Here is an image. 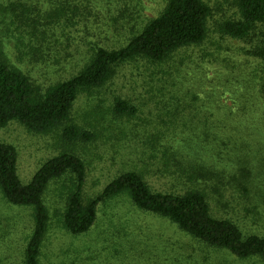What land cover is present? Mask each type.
I'll return each instance as SVG.
<instances>
[{"label":"rangeland","instance_id":"1","mask_svg":"<svg viewBox=\"0 0 264 264\" xmlns=\"http://www.w3.org/2000/svg\"><path fill=\"white\" fill-rule=\"evenodd\" d=\"M38 1L42 2L0 0V57L46 87L71 74L90 40L103 46L115 44L158 16L168 0H126L121 5L127 7L126 19L118 8L110 7L102 9L90 34L80 27L71 34L58 33L54 41L61 38L64 46L70 44L65 52L71 56H64L66 60L59 65L50 62L47 66L33 63L25 52L33 42L25 27ZM204 1L213 15L202 45L182 49L162 63L137 60L120 65L106 86L79 97L69 124L94 133V141L69 143L62 138L63 129L43 135L17 121L0 129V142L18 150L21 181L31 182L46 161L64 152L76 153L87 163L85 201L93 200L112 180L131 170L142 173L158 191L189 188L186 179L177 182L167 170L166 151L184 176L190 169L205 166L225 184L242 165L252 176L251 193L246 197L229 189L227 198L232 197L234 203L219 205L218 196L211 192L216 178L203 182L205 190L211 195L216 217L236 221L245 233L264 236V110L246 82L256 65L240 54L245 44L218 31L220 23L237 18L236 0ZM17 2L23 7L15 13L10 6ZM260 30L264 34V26ZM118 99L134 105L137 115L117 116ZM72 178L67 175L52 182L44 195L51 219L44 264H262L202 244L170 221L139 210L127 196L102 203L92 230L74 237L60 223L74 191ZM198 187L204 188L202 184ZM34 214L32 208L9 205L0 190V264H24Z\"/></svg>","mask_w":264,"mask_h":264},{"label":"trees","instance_id":"2","mask_svg":"<svg viewBox=\"0 0 264 264\" xmlns=\"http://www.w3.org/2000/svg\"><path fill=\"white\" fill-rule=\"evenodd\" d=\"M124 2L126 0L38 1L31 9L30 24L25 27L33 41L25 52L37 65L47 66L50 62L59 65L66 60L64 56L71 55L65 52L70 44L64 46L61 38L54 41L58 33L65 30L71 34L80 27L90 34L91 27L97 26L95 21L101 17L102 9L110 7L118 8L121 18L126 19L127 7L121 6ZM234 6L238 9L237 18L220 23L218 31L221 36L245 44L240 54L256 65L246 81L247 88L256 92L254 100L264 110V34H260L264 26V0H236ZM21 7L22 3L17 2L12 3L10 9L16 13ZM212 15L211 7L204 0H168L158 16L143 27H135L115 44L105 47L90 40L86 53L72 66L71 74L46 87L0 57V129L17 121L43 135L63 129L62 138L69 143L94 141L97 138L94 133L69 124L79 97L106 86L115 78L120 65L137 60L148 64L162 63L182 49L202 45L209 36ZM116 101L114 113L117 116L137 115L134 105L120 99ZM165 158L167 170L177 182L186 179L191 184L189 188L158 191L142 173L131 170L112 180L93 200L85 201L88 166L76 153L64 152L49 159L31 182L24 184L18 173L17 148L0 142L1 193L9 205L32 208L35 212L34 229L24 251V264H44L43 249L51 221L44 195L52 182L67 175L73 177L74 191L66 201L60 223L74 237L92 230L102 203L127 196L139 210L170 221L208 247L225 250L240 260L255 259L264 264V236L245 233L236 221L216 217L211 195L204 185L216 178L217 184L211 192L213 190L218 196L219 205L232 206V197L231 200L227 198L229 189L239 191L244 197L251 193L250 171L241 165L225 184L220 180L221 176L214 175L216 173L205 166L190 169L184 176L183 171L176 170V161L168 151ZM200 184L203 189L198 187Z\"/></svg>","mask_w":264,"mask_h":264}]
</instances>
